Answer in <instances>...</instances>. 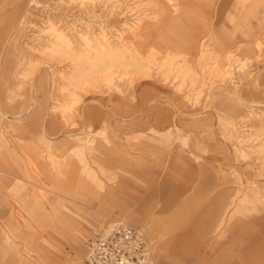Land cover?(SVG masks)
<instances>
[{
  "label": "rangeland",
  "instance_id": "rangeland-1",
  "mask_svg": "<svg viewBox=\"0 0 264 264\" xmlns=\"http://www.w3.org/2000/svg\"><path fill=\"white\" fill-rule=\"evenodd\" d=\"M0 169V264H264V0H0Z\"/></svg>",
  "mask_w": 264,
  "mask_h": 264
},
{
  "label": "built area",
  "instance_id": "built-area-1",
  "mask_svg": "<svg viewBox=\"0 0 264 264\" xmlns=\"http://www.w3.org/2000/svg\"><path fill=\"white\" fill-rule=\"evenodd\" d=\"M86 247L81 264H145L150 251L143 230L122 222L88 239Z\"/></svg>",
  "mask_w": 264,
  "mask_h": 264
},
{
  "label": "crops",
  "instance_id": "crops-1",
  "mask_svg": "<svg viewBox=\"0 0 264 264\" xmlns=\"http://www.w3.org/2000/svg\"><path fill=\"white\" fill-rule=\"evenodd\" d=\"M146 85H154V83L153 84H146ZM158 90V89H157ZM159 128H160V126H158ZM165 127V126H164ZM155 130V129H154ZM154 130H151V131H154ZM160 130L161 131H166V132H170V128H160ZM0 173H1V169H0ZM4 173H7L6 171H2V173L0 174V178H2L3 177V175L2 174H4ZM244 201H246L247 199L244 197V199H243ZM233 202V201H232ZM45 204V203H44ZM42 208H46V204L45 205H42ZM16 209L18 210V212H17V215H18V217L21 219L20 221L25 225V226H29L30 228L31 227H33L34 225H35V223H34V219L32 218L33 216L31 215V214H24L23 213V207L22 206H20V207H16ZM226 213V212H225ZM224 213V215H222L221 216V218H220V220L218 221V223H217V225H216V227H215V233H217L221 228H223L224 227V225L227 223V221H228V216L226 215ZM40 216V215H39ZM40 217H45L46 219H48V218H52V215L51 214H45V215H42V216H40ZM38 221V220H37ZM1 230H2V240L5 242V243H8L9 245H11V246H16L15 245V243H14V241H13V236H12V234H11V232L9 231V230H7V229H2L1 228ZM40 238L42 239V241L44 242V243H46V244H48L49 245V242H48V239L45 237V234L43 233L41 236H40ZM91 238V237H90ZM89 238V239H90ZM87 243V242H86ZM53 249L51 248V250L49 251V253L47 254V255H50L51 256V258L53 257ZM45 257H46V255H44ZM51 261H52V259H51Z\"/></svg>",
  "mask_w": 264,
  "mask_h": 264
}]
</instances>
